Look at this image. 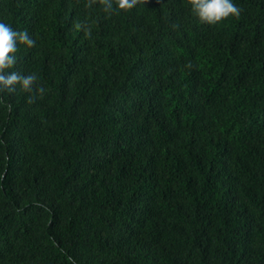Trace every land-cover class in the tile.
<instances>
[{
    "label": "trees",
    "instance_id": "16d2710c",
    "mask_svg": "<svg viewBox=\"0 0 264 264\" xmlns=\"http://www.w3.org/2000/svg\"><path fill=\"white\" fill-rule=\"evenodd\" d=\"M0 0V264H264V0Z\"/></svg>",
    "mask_w": 264,
    "mask_h": 264
},
{
    "label": "clouds",
    "instance_id": "9594fccd",
    "mask_svg": "<svg viewBox=\"0 0 264 264\" xmlns=\"http://www.w3.org/2000/svg\"><path fill=\"white\" fill-rule=\"evenodd\" d=\"M103 11L106 14L124 10L129 11L137 5L138 0H101ZM191 11L201 23L217 24L230 15L238 17L240 8L233 0H189ZM35 40L27 30H15L10 24L0 21V93H15L19 88L25 92L35 91L39 94L45 88L36 85L38 79L35 73H21L13 70L17 64L19 45L32 47Z\"/></svg>",
    "mask_w": 264,
    "mask_h": 264
}]
</instances>
